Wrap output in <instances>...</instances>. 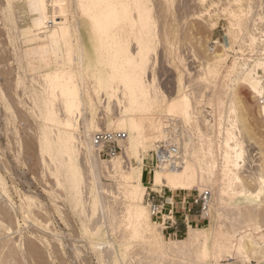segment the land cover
<instances>
[{
	"label": "bare ground",
	"instance_id": "bare-ground-1",
	"mask_svg": "<svg viewBox=\"0 0 264 264\" xmlns=\"http://www.w3.org/2000/svg\"><path fill=\"white\" fill-rule=\"evenodd\" d=\"M27 1L29 6L39 10L40 13L32 18L30 25L18 30L19 40L22 46L38 41H47L54 57L53 69L37 75L35 82L39 84L36 83L39 89L37 93L35 92L37 95L34 99V107L38 106L40 111L44 110L45 117L43 114V118L45 120L56 121L57 129L51 130L47 124L43 125L42 123L40 134H29L30 136H27L26 140L23 139L24 142H19L24 148L27 147L32 151L37 150L44 167L50 168L47 156L51 157L54 163L59 162L60 171L58 172L64 173V176H59V178L62 177L65 181L63 186H65L66 196L75 210H78L77 212L83 214L86 210V203H89L90 212L83 217L81 216V220L86 231V238L95 252L103 254L100 256L108 255L111 258L119 249L116 247L119 246L121 258H126L129 249L134 244L139 246V252L136 253L139 255L138 264H220L222 257L227 254L230 256L239 254L248 261V264H253L250 261L251 258H255L256 263L254 264H264V172L260 170L262 167L259 169L261 172L253 173L255 171L253 170L246 176L241 171L245 164L244 160H246V140L242 137L244 134H241L243 130L238 128V124L234 122V115L242 104L235 108L237 106V103L235 104L237 93L231 92L233 87L239 83L245 91L244 97L249 95L252 97L253 94L259 100V97L264 96V80L260 72V70L264 72L262 70L264 69V58H259V60L245 58L246 60L242 61L241 58L234 57L230 65H225L229 59L228 49L234 47L232 44L227 45V42L218 43L223 48V52L214 50V54L209 56L210 58H205L206 56L205 59L201 58L200 69L198 71L196 69L197 73L190 71L186 65L188 62L178 60L180 61L178 62L179 65L182 66V71L186 72L184 77L187 75L188 79L187 82H183L182 75L179 73L176 94L167 96L158 87L152 90V82L146 78L149 76L146 74V69H148L146 65L149 64L150 61L147 60H151L148 59L151 55L153 58V50L157 47L154 43L155 40L159 42L158 40L164 39L166 47L173 46V38L179 35L176 33L177 29L181 26L185 28V25L181 24V19L191 12L190 5L186 3V0H183L185 4H181L183 1L179 0L181 3H178L175 11L173 8L176 7V0ZM229 3L230 6L226 4L227 9L223 12L228 11L230 13L233 21L228 23L232 27H237L240 33L239 36H236L229 32V35H233L235 43H240L243 40L245 42L247 38L250 43L254 42L256 40L255 31L258 27H256V22L262 20L264 15L256 11V7L254 11L252 7L254 5H248L247 9L240 8V6H238L239 9H234V6L231 7V3L237 5L240 0H231ZM71 4L75 12L81 13L88 20L94 41L93 46H95L93 58L87 57L90 53L86 55L87 50L85 51L86 48L83 47L82 36L77 26L78 22L71 23L72 21H70L69 7ZM49 6L53 7L54 12L52 14L49 12ZM179 23L181 26L178 27ZM182 28L181 30L184 29ZM183 33L184 31L182 35L185 36ZM74 36L76 40H74ZM179 36L181 39V34ZM133 41L135 46H133ZM152 43L154 44L152 45ZM88 46L90 48V45ZM154 46L155 48L152 50ZM175 50L177 48H174ZM195 52L197 53V51ZM91 53L93 52L91 51ZM197 54L200 55L201 52ZM75 55H77L78 62H76L78 64L76 68H73L71 64ZM198 57L200 58V56ZM195 61L197 62L196 59ZM5 73L7 74V72ZM8 74L10 73L8 72ZM90 79L94 80L93 86H89L88 81ZM154 81L157 82L155 79ZM197 84H200L202 89H199V86L196 87ZM10 85L8 82L9 87ZM223 89H230V93L227 91L230 101L229 108L225 109L228 110L227 116L224 115L226 111L223 114L228 117L226 120L230 123H225L222 131H220L221 126H217L220 127L219 134H216L219 140H215L211 133L216 127L214 123H210L209 119L200 118L199 107L203 102L211 104L213 112L215 106L216 109H219L218 113L222 115L221 111L225 103L223 94L226 95ZM101 92L107 96V104L103 106L105 108L103 117L97 115L100 108L98 105L102 102L100 100ZM32 97L34 98V95ZM113 101L119 110L116 108V111L112 110ZM38 107L36 108L38 109ZM259 108L261 109V118L264 120V106L259 105ZM159 111H161V115H156V112ZM213 112L210 114L214 116ZM237 115H239L238 112ZM14 116H16L15 113ZM1 117L3 118V116ZM221 124L223 123L221 122ZM170 129L174 132L171 138L166 139L168 140L166 142L176 145L177 158L174 164L161 163L155 168L150 188L152 190H160L163 187L171 190H191L204 187L210 189L212 191L211 203L217 216L224 214L235 221L234 224L240 225L238 228L240 230L233 237H231L230 232L228 235L230 237H228L227 231L214 230L208 232L205 226L200 228L189 226L186 238L168 239L162 231V225L156 226L157 222L152 218L150 207L147 208V205L142 203L146 190L149 188L147 186L149 184H145L141 178L145 166V155L154 145L155 150L158 148V145L156 147V144L153 143L154 140L166 138ZM99 130H123L128 133L121 156L110 161L100 158L92 141L93 132ZM80 154L88 165L86 167H88L89 176H91L88 178L93 181H89L91 187L89 186L87 194H84L81 189L83 186H80L85 173L84 169L78 167L77 157ZM134 159L135 162H133ZM57 165L55 164V166ZM262 170L264 169L262 168ZM101 174H106L108 177L117 180L116 186L119 197L116 195L117 190L114 187L116 193L113 189L112 192L110 187V191H106V194L102 192L104 195H101L99 193V189H103L101 187L103 184L101 183L100 186L99 183ZM59 178L57 179L59 180ZM249 181H256L252 183L260 185H258L259 188L256 187L255 192H250V186H247ZM2 184L3 177L0 173V196L3 197L5 190H2ZM234 185L237 187L241 185L240 193L248 199V204L237 203L228 206V197L234 194V191L236 194L237 191V189H233L232 186ZM103 186L105 187V185ZM89 189L91 190L89 191ZM6 199L4 200L6 201ZM2 202H0V228L7 230L9 224H11L10 227L13 225L11 222L14 220V216L11 215V211L9 213L12 207L10 209L7 207V202H4L7 204ZM32 202L36 207L37 204ZM24 205L22 204L21 207L25 212L22 211L21 213L27 212L30 215L29 212L33 213L32 210H38L41 206L38 202V207L35 208L28 202L25 205L28 206L26 211ZM29 207H32V210ZM34 214L41 216L38 212ZM30 215L27 217L29 216L31 219ZM32 217L35 218L36 216ZM41 217L43 219V216ZM38 219H34V225L36 220L39 221ZM44 219L41 223L49 220L47 217V220ZM103 225L110 228L107 229L108 231H118L116 241H104L105 238L102 237L104 235L102 232ZM40 226L42 225L40 224ZM42 232L40 235L35 234L27 237V239L23 236L26 240L23 239L17 248L12 247L5 255L3 254V247H1L0 264H56L57 257L60 256H56L58 254L56 252L60 248L51 239H56L60 245L63 243L61 234H50L48 229ZM35 239H39L43 245H39ZM53 248H56L57 251L55 249V252ZM54 257L57 258L55 261L53 260ZM105 258L107 256H104ZM49 260H53V262L50 263ZM113 261L116 262L115 258Z\"/></svg>",
	"mask_w": 264,
	"mask_h": 264
},
{
	"label": "rangeland",
	"instance_id": "rangeland-1",
	"mask_svg": "<svg viewBox=\"0 0 264 264\" xmlns=\"http://www.w3.org/2000/svg\"><path fill=\"white\" fill-rule=\"evenodd\" d=\"M189 1H191V2H189ZM225 1L226 0H193V1L192 0H186V3H189V5H190V9H191L190 11L191 12L188 16L184 17L185 19L184 18L181 19V24L183 26L185 25V28L183 27L185 30L182 28L180 23H179L178 27L179 26H181V27L180 28L177 27L178 29H177L176 33L179 35L181 34V39H180L179 35L175 36L178 38V40H177V38L174 37L173 38L174 44H173V46L169 45L170 47H166V43H165L164 39L161 41L157 39L159 42H157L156 40L154 41V43H155V45H157V47L155 50H153V48H155V46L152 47V50L154 52L153 58H151L152 55L150 54L151 56L149 55L150 58H148V59H151V60H147V61H150L149 62L150 65L148 63L146 65V68H148V69H146V71H147L146 74L147 75L149 74V76L146 78H149L150 82H152V85H151V87H153L152 90H154V88L158 87L163 92H165L167 96L175 95L176 91H177V81H178L177 77L179 76V73L182 75V81L183 82L184 81L187 82V79H188L187 75L184 77V73L186 74V72L182 71V69H181L182 66H181V64L179 65L178 62H180L181 60L182 61L184 60L183 62H185V63L188 62L186 65L188 66L190 71H192L193 73H197L198 69H200L201 58H204L205 56H206L205 58H210L214 54V51H213V53L210 52L211 51L210 50V47H211L210 44L212 43V41H215V40H217L219 44L220 43H226V42H227V45L232 44L233 47H235L237 49V52L240 55L239 57H241V55L248 56L247 55V51H248L247 47H249L251 49H252V47L246 46L247 44H250V45L252 44L253 48L256 51H259V55H260V53H264V42H257L255 40L254 41L255 43L254 42L250 43L249 42L250 40H247L248 38L247 39L245 38L246 39L245 42H243L244 41L243 40L240 43H235V39H234L233 35H231V34L229 35V32L233 33L236 36H239L240 33H239V29L237 27H232L231 25H229V23L231 21H233L231 18V15H229L230 13L227 10L226 11L228 13L223 12V11H225V9H227L226 6L230 4L229 2H231V0H228L227 2H225ZM258 1H259V4H258ZM183 2L181 3V2H179V0H176L177 4H176V7L173 8V10L175 11L178 3L179 4L180 3L185 4V2L184 3ZM223 5H225V6H223ZM248 5L249 6L254 5V6H252L253 10L256 7L255 10L262 13V15H264V13H263L264 12V0H256V2H255V0H254V2H253V0H251V1L240 0V3L237 5L231 3V7L232 6L235 7V8L233 7L234 9H239L238 6H240V8L247 9ZM229 6H228V8H229ZM69 9H70L69 10L70 21H72L71 23L78 22L77 26L79 28V33L82 36L81 38H82V42H83V47H84V49L86 48L85 51L86 50L88 51V53L86 51V55L90 53L89 56L91 54L92 55L90 57L87 55V57L93 58L95 55V46H93L94 41H93L92 36H91V29L89 27L90 25L88 23V20L81 13L75 12L72 4L69 7ZM49 12H50V14H52L54 12L53 7L49 6ZM39 13H40L39 10L33 9L31 6H29L27 0H0V17H1L0 18V20H1L0 21V29H1L0 30V56H1L0 59H2V60H0V61H2V62H0V68H1L0 69V74H1L0 75V93H1L0 94V100L3 96L2 100L0 101V112H1V114H0V129H1V131H0V173H1V176L3 177V184H2L3 189L2 190H5V192L3 193V197L4 196L5 197L3 198L1 195L0 196V198H1L0 202H2V201H3L2 203L7 202L8 198H9V201L7 202L8 204L7 203H4V204H7V207H10V209L12 207V210H9V213L12 212L11 215L14 216V220L16 218V221L13 220L11 222L13 224L11 227H10L11 224H9V227L7 228V230L2 228V227H1L2 229L0 228V248L3 247L2 250H3V254L5 255L9 249L11 250L12 247L17 248L18 245H20V243L22 242V240L24 238L27 239V237L33 236L35 234L40 235L41 233H43L42 231L48 229L50 234H55V235L61 234V239L63 242L62 244L59 245V243H60L59 241L57 242L56 239L50 238L54 242V244L62 250V252H61V250L58 249V252H56L57 247L55 248L56 251L53 248L54 251L56 253H58V254L54 253V254H56V256H58V255H60L61 257L63 256L62 258L60 256L57 257L61 261H59L56 257L53 258L54 261L56 259L58 260L59 263L56 260V264H81L82 262L84 264H138L137 259H138L139 255L136 254L137 252H139V246L138 245L137 246L134 244L132 245V247L129 249V252H128L129 254L126 257L127 259L121 258V249L119 246L116 247L117 249L118 248L119 249L114 253V256L113 255L111 256V258L108 255H104L105 257L107 256V258H109L111 261L109 259L107 260V258L104 259V256H100L102 253L95 252V250L92 248V246H90L88 239L86 238L87 237L86 231L83 227V223L81 220V218L83 216L87 215L90 212L89 211L90 210L89 209L90 208L89 203H86V205H85L86 210L83 212V214H81V212H77L78 210L77 209L75 210V207L72 206V204L70 203L69 199L66 196L65 186H63L65 181L62 178L64 176V173L62 171L60 173L58 172V171H60L59 162L54 163L51 160L52 158L47 156V158H48L47 161L50 164V165L48 164V166H50V168L49 167L46 168V167H44V165L41 161L42 159L40 158V154L38 153L37 150L32 151V149H28L27 147L24 148L22 146V143H20V142H24L23 139H25L27 136L29 137L30 135H33V134L35 135L36 133L40 134L42 123H43V125L47 124L51 128V130L54 129V131H55V129H57L56 121L45 120L43 118V114L45 117V112H43L44 110L42 109L43 111H40L41 109L38 106H36V107H38V109L36 107H34L35 106V100L34 99H35V97L37 95L36 93L38 92V89H39V86H38L39 84L37 82H35L37 77L39 76L37 73L39 71L43 70L42 69L43 65L51 64L54 61V57H53L51 48L49 46V43L47 41H38L34 44L23 47L20 40H19L20 38H19V31L18 30L26 28L28 25H30L32 22V18L37 16ZM188 13H189V11H188ZM75 19H77V20H75ZM256 23H257L256 27L257 26L259 27V28L257 27V31H259L260 29H264V27H263L264 26V16H263L262 20H259V22H256ZM231 27H232L233 31L230 30ZM181 28L183 30H181ZM183 31L185 33V36L182 35ZM257 31H255V32H257ZM233 39H234V42H233ZM74 40H76L75 36H74ZM133 42H132V44H133ZM154 43H152V45ZM156 43H158V44H156ZM219 44H217V47L215 50H216V52L217 51L223 52V48L221 47V45L219 46ZM88 45H90V48ZM133 46H135V42H134ZM38 48L41 49V55H42L41 62H35V63H31V64L28 63L29 57H27L24 54V52L25 51H34ZM174 48H177V50L174 51ZM178 48H179V50H178ZM180 50H181V52H179ZM91 51L93 53H91ZM193 51L194 52L197 51V53L201 52L202 55L201 54L198 55L196 52L194 53ZM228 51H229V49H228ZM153 52H151V53H153ZM192 52H193V54H192ZM178 54H179V56H178ZM196 54L198 56H200V58ZM209 54H211V55H209ZM262 57L264 58V56H261V57H258L257 59L259 60V58H262ZM194 58L197 60V62L195 61ZM198 59H199V61H198ZM257 59H255V60H257ZM77 60H78L77 55H75L74 61H73L75 64L73 62L71 64V66L73 68L77 67V64H78ZM178 60H180V61H178ZM243 60H246V59L242 58V61ZM248 60H251V59H248ZM231 61H232V58H229L227 60V62H225V65H230ZM1 63H2V65H1ZM4 66L5 67L7 66V68H5ZM196 69H197V71H196ZM262 70L264 71V69H262ZM5 72H7V74ZM8 72L11 75L8 74ZM260 72L262 75L263 72L261 70H260ZM8 76H9V80H8ZM154 79L157 81L156 83H155V81L153 82ZM90 80L88 81L89 86H93L94 80H92V79H90ZM8 82H9V84H11L10 87L8 86ZM33 82L36 86L33 84ZM156 84H158V85H156ZM200 84L202 86V83H200ZM200 84L199 85L197 84L196 87L199 86V89H202ZM34 89H36V90H34ZM118 90H120V89H118ZM173 91H175V92H173ZM203 91H204V89H203ZM224 91H225L226 95L223 94V97H224L223 99H225L224 100L225 103H224L223 108H222L223 112L221 111L222 115L220 113H218L219 109H216L215 106H214V112H213V110H212L213 107L211 104L203 102L199 107V110H200L199 115L201 116L200 118L201 119L206 118L207 120L209 119L210 123L211 124L214 123V126L216 128H218V129H216L214 127L215 130H213L211 133L214 135L215 140H219V137L217 135L219 134L218 130L220 129V127H217V126H221L222 129H220V131H222L224 125H226L227 123H230L229 121L227 122L228 117H226L228 110L227 111L225 110V109L229 108L230 101L228 100L227 95H228V93H230V89H225ZM227 91H229V92L227 93ZM231 92L237 93L236 94V100H235V104L237 103L236 104L237 106L235 105L236 106L235 108H238L240 106V104L243 105V108L241 105V107L238 108L240 110L237 109V111H235L236 114L234 113L235 114L234 115V122L236 124H238L237 125L238 128L243 130V132L241 134L242 135L244 134L242 137L244 138V140H246L245 141V149H247V150H246V155H245L246 160H244L245 164H244V162H242V164H244L243 168H245V169L241 168V171H242V173L244 172L243 173L244 176H246L247 174L249 175L250 173L253 172V170H255L253 173H259L261 171L264 172V170H262V168L264 169V166H263L264 165V120L261 118L262 115L260 112L261 109L259 108V104L257 102L258 99L255 98V96H253V94H252V97H251V95H249L248 97H244L245 91H244V89L241 88L239 83L233 87ZM33 95H34V98L32 97ZM6 100H7V102H6ZM100 100L102 102L100 103V105H98V107L100 106V108L97 111V115L100 117H103L104 113H105L104 112L105 108L103 106H105V104H107V96L105 95V93H102V92L100 93ZM226 102H227L228 106H227ZM8 103H10V104H8ZM102 103H103V105H102ZM2 105H4V106H2ZM112 106L114 108V109L112 108V110H114V111H116L117 109L119 110V107L114 103V101H113ZM114 106H116V107H114ZM12 107H13V109H12ZM115 108H116V110H115ZM224 111H226L225 112L226 114H224ZM160 112L161 111L156 112V115H158V114L161 115ZM211 112H213L214 116L210 114ZM237 112L239 113L240 116L237 115ZM14 113L16 114V116H14ZM223 114L226 116H224ZM17 115L19 117L18 119H17ZM219 115H221V116L219 117ZM1 116H3V118ZM41 119H42V121H41ZM232 119H233V117H232ZM220 120L223 124H221ZM219 123H220V125H218ZM173 132L174 131H172L170 129L167 132L166 138L156 139V140H154L153 143L156 144V147H157V145H159L161 142L168 141L166 139L171 138V136L173 135ZM152 148H150L149 152L146 153L145 159H144V163H145L144 167H145L146 171L149 174H151V176H153L155 168H157V167H154V171L149 168V165L152 163V160H153L155 145ZM20 151H22V152H20ZM122 154H123V152H121L119 154V156H121ZM75 157H77V156H75ZM100 158L103 160H106V161L112 160V159L105 158L103 156H101ZM77 159L79 162L78 167L81 168L82 170L83 169L85 170L84 178L82 179L83 181H81L80 186H83V187H81V189L84 191V194H87L88 188L91 184V183H89L91 178L90 179L88 178V176H89L88 167H86V165H87L86 161H85L83 156L81 157V154L78 155ZM133 162H135V159L133 160ZM55 164H58L57 166H59V167L57 168V166H55ZM41 165H43V166H41ZM247 167H248V169H247ZM52 168H54V169H52ZM86 168H87V170H86ZM41 170H43V171L41 172ZM43 172H45V173H43ZM41 175H43V176H41ZM59 176H62V177L59 178ZM56 177L59 178V180ZM89 177H91V176H89ZM99 177L98 178H99L100 186H101V183L103 185H105V187L103 185L101 186L103 189L100 188L99 193L101 195H104V194H102V192L105 193L106 191H110L113 189L114 193L117 192L116 195H118V197H119L118 187L116 186L117 180L113 177H112L113 179L110 176L108 177L106 174H101ZM84 180L86 181V183ZM100 180H101V182H100ZM151 182H152V178H151L150 183L147 182L145 184H149L147 186L150 188ZM252 182H256V181H249L247 186L248 187L250 186L249 187L250 192H255L256 187L259 188L260 185L257 183L259 185L258 186ZM84 183H85V185H82ZM112 184H113V186H112ZM85 187H86V189H85ZM232 187H233V189H237V191H236V194L234 191L233 192L234 194H232L231 196L228 197L229 198L227 201L228 206H231V205H234L237 203L248 204L249 203L248 199L244 195H242V193H240V190L242 188L241 185H238V187H237V185H234ZM149 188L146 190V194H145L143 202H142L144 205H147V208H149L148 194L150 191L159 192L162 189H165L167 192L171 191V192L176 193V194L177 193L181 194V193H190L194 189L193 188L191 190L190 189L171 190L167 187H163L160 190H152L151 188L150 189ZM90 190L91 189H89V191ZM113 190H112V192H113ZM4 199H6V201ZM32 201H34L35 204H37L36 207H38V202H39V206L43 205L42 207L41 206L39 207L40 209H38L41 212H43L42 214L37 209L32 210L31 209L32 207H29V209H31L33 211V213L29 212V213H31V215L28 214L27 212L24 213L25 210L24 209L22 210V207H21L22 204L24 205L25 203L28 204V202H30L31 205L35 207V205L32 204L33 203ZM36 201H37V203H36ZM40 201H41V204H40ZM9 202H11V203H9ZM13 204H14L15 208H14ZM27 204H25V205H27ZM25 205L23 207H25V209H26L28 206H25ZM41 208H43L44 210ZM62 210H64V211H62ZM22 211H24L23 214L21 213ZM26 211H27V209H26ZM37 212L39 213V215L41 214V216H43V219L45 217L44 220H47V219H49V220L43 221L44 223H41L43 220L42 217L41 216L39 217L37 214H34ZM78 213H80V214H78ZM45 214H47V215H45ZM27 215H30L31 219L29 216H28L29 217L28 218ZM32 216H36L35 217L36 219H38L37 216L39 217V219H38L39 221L36 220L35 225H34V223H35L34 219L35 218ZM48 216H49V218H48ZM46 217H47V219H46ZM208 217L209 218L207 219V221L204 224L203 223L198 224V225L194 224L193 226L196 228H198V227L200 228V227L205 226L206 229L208 230V232L214 231V230H219L221 232L227 231L228 232V234L226 233L227 236L230 235V233H231L232 234L231 237H233L234 234L240 230V229H238L240 227V225L237 223L234 224L235 221H232V219H230V217H228L224 214L217 216L212 203H211V206L209 209V216ZM153 220L155 222H157L156 226L162 225L160 223V221H158L156 219H153ZM227 220L228 221L231 220V221L228 222ZM40 224L42 226H40ZM41 227L43 230L41 229ZM161 227H163V226H161ZM45 228H47V229H45ZM102 228H103L102 232L104 234V235H102V237H103V239L105 238L104 241H108V240L116 241L117 240V237H118V235H117L118 231L117 230H115V231L112 230L113 232L111 230L108 231L110 228L107 225H103ZM116 231H117V233H116ZM107 233H108V235H107ZM115 234H116V237H115ZM23 236H25V237L23 238ZM166 237L168 239H177V238H186L187 235L177 236V237L174 235L172 237H170L169 235H166ZM228 237H230V236H228ZM75 238H76V240H75ZM26 239H24V241ZM35 241L39 245H43L39 239H35ZM118 251H119V253H118ZM75 255H77V256H75ZM118 256H120V257H118ZM17 257L19 258V256H17ZM101 257H102V259H100ZM113 257L115 258L116 262H118V263L113 261V259H114ZM53 260H49V262L52 263ZM82 260H84V261H82ZM123 260H124V262H123ZM250 261L253 264L256 263L255 258H251ZM109 262H111V263H109ZM220 264H248V261L246 259H244L243 256H241L239 254L238 255L234 254L232 256L227 254L226 256L222 257Z\"/></svg>",
	"mask_w": 264,
	"mask_h": 264
},
{
	"label": "built area",
	"instance_id": "built-area-1",
	"mask_svg": "<svg viewBox=\"0 0 264 264\" xmlns=\"http://www.w3.org/2000/svg\"><path fill=\"white\" fill-rule=\"evenodd\" d=\"M257 31V30H256ZM256 41L264 42V29H260L256 32ZM249 43V42H248ZM218 41H212L210 44V50L213 52L217 47ZM247 55H241L234 47L230 49L229 58L239 57L246 59H257L264 56V53L256 51L252 45L247 44ZM264 80V72L262 74ZM264 84V82H263ZM258 104L264 106V96L259 97ZM128 137V133L123 130L108 131L99 130L92 134L93 145L98 152V155L108 159H113L123 151V145ZM177 158V147L175 144L163 141L158 145V148L154 151L152 163L149 168L154 171V167H157L161 163L174 164ZM151 178H153L151 176ZM157 198H162L159 192L150 191L148 194L149 207L151 209L152 218L161 222L163 228L162 231L169 235L184 236L187 235L189 226L194 224H204L209 218V209L212 200V191L206 187L193 189L190 193H181L180 198V211L174 208L171 202L166 203L168 198H165L164 203L158 202ZM169 205L168 209L164 206ZM179 216L183 218L184 230L180 229Z\"/></svg>",
	"mask_w": 264,
	"mask_h": 264
},
{
	"label": "crops",
	"instance_id": "crops-1",
	"mask_svg": "<svg viewBox=\"0 0 264 264\" xmlns=\"http://www.w3.org/2000/svg\"><path fill=\"white\" fill-rule=\"evenodd\" d=\"M34 44V43H33ZM31 45V44H29ZM24 46H28V45H23ZM24 54L29 57V60H28V63H35V62H41V59H42V55H41V49L38 48L34 51H25ZM54 67V61L53 63L51 64H47V65H43L42 66V69L41 71H39L37 74L39 73H43V72H47V71H50L52 70ZM153 177V176H152ZM142 181L144 183H150L151 181V174H149L145 167L143 168V171H142ZM167 192L165 189H162L161 191H159L160 193V196L162 198H157V201L158 202H162L164 203L165 201V198H168V200L166 201V203L168 202H171L173 205H174V208L177 209L180 211V198H181V194L180 193H173V192ZM170 206L169 205H165L164 208L165 209H168ZM179 223H180V229L183 231L184 230V224H183V218L181 216H179ZM190 228V227H189ZM188 232H189V229H188Z\"/></svg>",
	"mask_w": 264,
	"mask_h": 264
}]
</instances>
